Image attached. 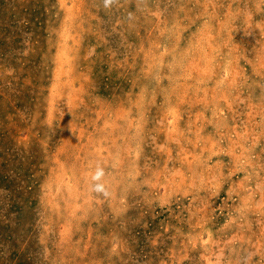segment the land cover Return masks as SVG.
<instances>
[{
	"label": "rangeland",
	"instance_id": "obj_1",
	"mask_svg": "<svg viewBox=\"0 0 264 264\" xmlns=\"http://www.w3.org/2000/svg\"><path fill=\"white\" fill-rule=\"evenodd\" d=\"M0 264H264V0H0Z\"/></svg>",
	"mask_w": 264,
	"mask_h": 264
},
{
	"label": "clouds",
	"instance_id": "obj_2",
	"mask_svg": "<svg viewBox=\"0 0 264 264\" xmlns=\"http://www.w3.org/2000/svg\"><path fill=\"white\" fill-rule=\"evenodd\" d=\"M115 0H103L104 7L108 8L110 7ZM92 184L90 185L91 190L98 194H103L104 196H107L108 190L105 187V184L102 183V178L105 176V171L102 167L97 166L94 171L89 173Z\"/></svg>",
	"mask_w": 264,
	"mask_h": 264
}]
</instances>
